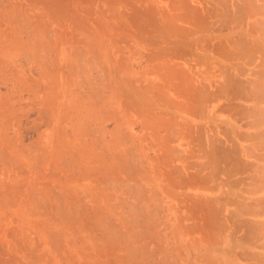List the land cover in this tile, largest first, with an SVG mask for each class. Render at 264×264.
<instances>
[{
    "label": "bare ground",
    "instance_id": "bare-ground-1",
    "mask_svg": "<svg viewBox=\"0 0 264 264\" xmlns=\"http://www.w3.org/2000/svg\"><path fill=\"white\" fill-rule=\"evenodd\" d=\"M0 264H264V0H0Z\"/></svg>",
    "mask_w": 264,
    "mask_h": 264
}]
</instances>
